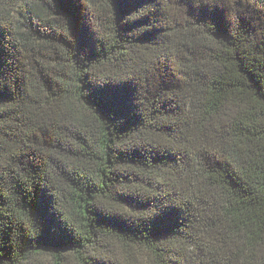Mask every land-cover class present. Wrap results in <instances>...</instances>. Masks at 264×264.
<instances>
[{"label":"trees","instance_id":"16d2710c","mask_svg":"<svg viewBox=\"0 0 264 264\" xmlns=\"http://www.w3.org/2000/svg\"><path fill=\"white\" fill-rule=\"evenodd\" d=\"M0 264H264V0H0Z\"/></svg>","mask_w":264,"mask_h":264}]
</instances>
